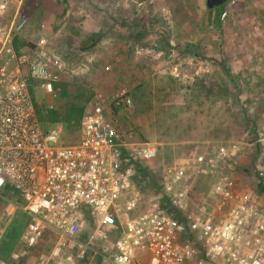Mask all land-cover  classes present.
<instances>
[{"label": "rangeland", "instance_id": "374dc122", "mask_svg": "<svg viewBox=\"0 0 264 264\" xmlns=\"http://www.w3.org/2000/svg\"><path fill=\"white\" fill-rule=\"evenodd\" d=\"M128 1L26 0L21 9L27 21L15 38L25 50L49 35L67 63L61 81L68 84V93L82 87L90 96L85 111L101 95L106 117L124 133L159 143L157 159L145 166L156 183L162 164H192L195 153L207 146L234 142L239 156L233 159L232 173L264 201V0H226L213 10L206 8V0ZM37 87L33 95L44 113L60 106V94L48 95ZM121 91L132 105L110 111L113 96ZM79 136L80 127L63 133L61 141L73 144ZM135 184L140 190L159 189L148 180L149 185ZM210 186V178L193 177L191 215L215 209ZM2 196L24 203L10 191ZM7 204L0 202V259L4 264H35L39 256H48L53 233L45 230L35 246L24 247L22 233L30 217ZM89 227L85 218L83 238ZM102 230L109 239L93 246L104 250L119 230ZM12 253L19 257L13 259ZM145 263L139 258L130 264Z\"/></svg>", "mask_w": 264, "mask_h": 264}, {"label": "built area", "instance_id": "2783aa9c", "mask_svg": "<svg viewBox=\"0 0 264 264\" xmlns=\"http://www.w3.org/2000/svg\"><path fill=\"white\" fill-rule=\"evenodd\" d=\"M11 4L0 0V197L10 191L24 202L2 198L30 217L24 247L35 246L45 230L53 233L49 255L35 264H130L139 258L145 264H264V201L232 173L237 144L216 142L195 154L192 164L154 167L166 202L133 181L137 163L157 159L159 143L124 133L106 117L101 95L81 118L79 140L62 142L60 123L48 127L38 119L31 88L52 92L67 63L47 34L33 47L15 49L14 37L27 20L19 9L7 18ZM110 104L126 110L132 100L121 91ZM195 175L211 179L213 211L190 214ZM86 215L91 226L83 238ZM105 226L119 233L101 250L93 245L109 239Z\"/></svg>", "mask_w": 264, "mask_h": 264}, {"label": "trees", "instance_id": "16d2710c", "mask_svg": "<svg viewBox=\"0 0 264 264\" xmlns=\"http://www.w3.org/2000/svg\"><path fill=\"white\" fill-rule=\"evenodd\" d=\"M222 8L223 5H220L219 7H213V9L215 8ZM23 12V11H22ZM27 13V12H26ZM51 41L50 40V47L57 53H59L57 50L54 49V47H52L51 45ZM33 44L28 45L27 47H33ZM90 45H87L86 48H88ZM14 47L17 51H21L20 50V46L17 42V38L14 37ZM60 54V53H59ZM61 55V54H60ZM52 86V92L53 93H58L60 94L59 98H60V106L59 107H53L52 109H46L45 113L43 108H41V106L39 105V103L35 100V98H33V102H34V107H35V111L36 114L38 116V119L40 120V122L45 126L48 125V123H60L63 125V133H65L66 131L69 132H76L78 130V127H80V120L82 115L85 112L86 109V105L89 101L90 96L86 95V90L82 87H79L81 89H77L76 91L74 90V92H69L67 91V86L68 84L64 81H58V82H53L51 84ZM31 93L33 95V90L31 88ZM110 111H114V112H119L121 109L119 107L114 106L113 104L110 105ZM198 153V152H197ZM195 153V154H197ZM233 162V160H232ZM149 181V184H153V185H159L158 186V190L157 192H159L162 195V199L163 201L167 202V196L163 190V188L160 186V182L158 180V183H156L153 180L152 174L146 169V167L143 164L137 163L135 166V176H134V185L135 182L137 184L139 183H145L144 185H149L146 184V181ZM260 188L262 190H264V185H260ZM4 201L3 199H0V202ZM170 211L172 214H174L175 212L172 211V208H170ZM85 218L89 217L86 215ZM90 221V220H89Z\"/></svg>", "mask_w": 264, "mask_h": 264}, {"label": "crops", "instance_id": "0c3cea01", "mask_svg": "<svg viewBox=\"0 0 264 264\" xmlns=\"http://www.w3.org/2000/svg\"><path fill=\"white\" fill-rule=\"evenodd\" d=\"M25 1L26 0H12V4H11V8L13 7V9L15 10V9H19V11L21 12V15H22V9H21V6H23L24 5V3H25ZM133 1H137V0H133ZM128 2H131V0H129ZM131 4V3H130ZM13 13V12H12ZM88 24H90V21H86ZM45 27H46V24H45ZM38 88V87H37ZM40 88V87H39ZM50 93H52V92H50ZM50 93L48 92V95H50ZM56 124H58V123H56ZM56 124H50V125H47L48 127H53V126H55ZM61 126H62V128H63V125L61 124ZM238 155H237V157L239 156V152L237 153ZM236 156H235V158H237ZM241 184V183H240ZM242 185V184H241ZM90 220V219H89ZM90 226H91V220H90ZM2 233H3V228L2 229H0V235L2 236ZM0 236V237H1ZM54 236V235H53ZM54 241H55V238H54ZM0 261H3V260H1L0 259Z\"/></svg>", "mask_w": 264, "mask_h": 264}, {"label": "water", "instance_id": "95a60500", "mask_svg": "<svg viewBox=\"0 0 264 264\" xmlns=\"http://www.w3.org/2000/svg\"><path fill=\"white\" fill-rule=\"evenodd\" d=\"M225 2L226 0H206L205 5H206V8L211 9L216 6H220Z\"/></svg>", "mask_w": 264, "mask_h": 264}, {"label": "clouds", "instance_id": "9594fccd", "mask_svg": "<svg viewBox=\"0 0 264 264\" xmlns=\"http://www.w3.org/2000/svg\"><path fill=\"white\" fill-rule=\"evenodd\" d=\"M224 4V3H223ZM54 124H56V123H54Z\"/></svg>", "mask_w": 264, "mask_h": 264}]
</instances>
